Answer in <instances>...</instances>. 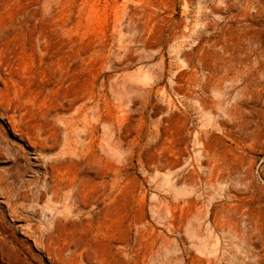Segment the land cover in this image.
I'll use <instances>...</instances> for the list:
<instances>
[{"label":"rangeland","instance_id":"1","mask_svg":"<svg viewBox=\"0 0 264 264\" xmlns=\"http://www.w3.org/2000/svg\"><path fill=\"white\" fill-rule=\"evenodd\" d=\"M0 264H264V0H0Z\"/></svg>","mask_w":264,"mask_h":264},{"label":"bare ground","instance_id":"2","mask_svg":"<svg viewBox=\"0 0 264 264\" xmlns=\"http://www.w3.org/2000/svg\"><path fill=\"white\" fill-rule=\"evenodd\" d=\"M8 2V1H7ZM33 13V12H32ZM35 13H37V12H35ZM32 16V15H31ZM30 17V16H29ZM52 20H49L48 19V21H47V23L44 21V17H42V16H39V17H35V21L34 22H32V19L31 20H29V19H27V18H24V19H22L21 21H19L18 23H16L15 24V26L13 27V30H12V33H11V35L10 36H12L14 39H25V41L27 40V41H29L33 46H37L38 47V49L39 50H41L42 51V49L43 48H45V47H48V46H50V45H53L54 46V48L57 50L58 48L57 47H59V45H58V41H60V37L62 36V34H63V31H61V30H58L59 28H61V27H57L58 29H55V27L56 26H54V24H53V26H52V23H53V21L51 22ZM62 38V37H61ZM72 39L70 38L69 39V41H65L64 42V44L66 43V42H69V44L71 45V41ZM60 42H62V41H60ZM31 44H29L30 46H31ZM67 44V43H66ZM66 46V45H65ZM64 46V47H65ZM68 46V45H67ZM62 47L63 46H60V50L62 51L63 49H62ZM71 47H72V45H71ZM33 48V47H32ZM66 48H68V47H65V49ZM59 50V51H60ZM68 50V49H67ZM67 50H66V52H67ZM70 50V49H69ZM68 50V51H69ZM58 51V52H59ZM174 51V50H173ZM57 52V51H56ZM64 52V51H63ZM65 53V52H64ZM56 54H58V53H56ZM178 56V55H177ZM250 86H251V79H250ZM86 103V102H85ZM92 108V107H91ZM91 113V112H90ZM85 116V115H84ZM94 116V115H93ZM89 117V116H88ZM84 119V118H83ZM82 119V120H83ZM65 122V121H64ZM60 123V122H59ZM69 124V123H68ZM72 124H74L73 122H72ZM71 124V125H72ZM83 124V123H82ZM71 125H70V127H71ZM84 126H85V124H83ZM83 126V127H84ZM89 126V125H88ZM66 127H68V126H66ZM73 127H74V129H76L75 127L76 126H74L73 125ZM72 127V128H73ZM88 128H90V127H84L83 129H84V132L82 131V134L84 133V135H88V134H91V136H92V128H90V130L88 129ZM63 129H66V128H63ZM69 130V129H68ZM72 130V129H71ZM71 130H69V131H71ZM77 131V130H76ZM64 133V135H65V140H64V143L66 144V149L65 150H67L69 153H71V150L72 149H74L73 147H71V143H72V140H71V138H72V135H70L69 133L70 132H68V131H63ZM78 132V131H77ZM77 132H76V134H77ZM86 132V133H85ZM72 133V132H71ZM79 133V132H78ZM64 135H63V137H64ZM90 136V135H89ZM88 136V137H89ZM84 137V136H83ZM86 138V137H85ZM84 138V139H85ZM51 139V138H50ZM89 139V138H88ZM44 141L45 140H48V139H43ZM59 139L57 138V137H55V139H53L52 138V142H54L55 141V146L58 144V141ZM74 140V139H73ZM49 141V140H48ZM50 141V142H51ZM77 141V140H76ZM83 141V140H82ZM46 142V141H45ZM45 142H43V143H45ZM76 142H74V144H75ZM46 144V143H45ZM44 144V145H45ZM47 146H49V145H46V147ZM45 147V146H44ZM44 147L42 146L41 147V150H44ZM48 148V147H47ZM50 148V147H49ZM61 148H63V145H61ZM75 150V149H74ZM73 150V151H74ZM45 151V150H44ZM63 151V153L65 152L64 150H62ZM60 152H61V150H60ZM65 154H66V152H65ZM68 154V153H67ZM69 155V154H68ZM64 156V155H63ZM72 156V155H71ZM71 158V157H70ZM56 163V162H55ZM48 167H50V166H48ZM47 167V168H48ZM51 168V167H50ZM53 169V168H52ZM45 171H47L48 173H50L49 172V170H45ZM52 175V174H51ZM78 175V174H77ZM79 179V178H78ZM101 184V183H100ZM102 184H103V182H102ZM107 185V184H106ZM54 186V185H53ZM74 186H76V185H74ZM73 187V184H68V185H65L64 187H63V189H70L71 190V188ZM107 187V186H106ZM62 188V187H61ZM77 188V187H76ZM82 189V188H81ZM80 190V189H79ZM107 190V189H106ZM97 191V190H96ZM103 191H105V190H103ZM75 192V191H74ZM82 192V191H81ZM54 194V193H53ZM52 194V195H53ZM94 194V193H93ZM51 195V194H50ZM75 195V194H74ZM78 195V194H77ZM82 195V194H81ZM83 196V195H82ZM136 236V235H135Z\"/></svg>","mask_w":264,"mask_h":264}]
</instances>
